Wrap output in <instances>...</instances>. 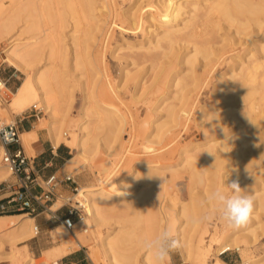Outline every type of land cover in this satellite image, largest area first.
I'll return each mask as SVG.
<instances>
[{
	"label": "rangeland",
	"instance_id": "374dc122",
	"mask_svg": "<svg viewBox=\"0 0 264 264\" xmlns=\"http://www.w3.org/2000/svg\"><path fill=\"white\" fill-rule=\"evenodd\" d=\"M17 1L19 5L9 10L6 15L13 20L14 29L6 30L5 32L10 34L0 36L4 38L0 39V79L8 88L3 92L0 91L2 94L0 111L3 112L1 108L8 109V103L13 96L12 92L17 91L18 86L30 77V68L34 66L41 68L45 73L44 76L51 79L61 100H65V105L61 109L64 111V106H67L64 111L67 115L63 124H58L61 131L60 145L67 147L70 151L69 158L77 162L76 168L66 164L63 172L58 174L59 177L70 175L74 182H66L57 187L52 201L53 205L56 204L52 210L60 208V211L65 214L68 209L74 207L78 212L73 215L75 223L66 236H63V231L67 230L66 225L49 213H42L39 216L28 215L31 218L35 217L33 225L39 226V233L27 240L14 239L11 242L15 244L11 247L6 244L0 245V264H26L30 259H34V263L39 264L43 258H47V264H62L61 260L65 257L60 259L62 254L57 248L65 240L73 241V245L69 248L71 253L65 259L75 257L79 264H92L89 255L95 253L100 264H112L103 252L99 234H105L112 224L118 227L128 225L120 223L125 216V207H122L120 202L114 203L118 204V207L108 208L103 215L104 223L102 226L97 225L82 195V189L86 186H101L118 200L141 191V194L137 193L135 200L139 201L138 206L143 212L152 198H155L158 204L162 202L173 211V216L183 206L188 207L194 220L206 221L211 230L217 228L219 239H222L224 233L243 230L252 225L256 238L254 247H247L245 240L241 239L239 243L231 245V252L219 258L227 264H243L250 258H262L264 256V211L255 217L257 209L254 205L257 203L256 197L264 192V125L261 130L259 129L260 131H254L250 127L244 128L242 125L234 124L232 137L220 141V143L228 141L230 146L228 157L221 160V168L216 166L218 161L210 158L202 159L200 167L191 170L189 166L184 167L183 156L193 154L192 148L195 143L200 144L204 141L201 128L209 118V111L219 107L222 94L227 89H231L232 70L237 68L240 59H244V55L250 50H254L260 60L263 59L255 44L264 38V15L253 14V18H251L252 15L247 16L248 20L243 15L238 16L240 22L242 19L245 23L244 25L241 22L242 26H239L237 21L229 26L230 24L216 13L210 16L212 15L215 21L218 18L222 20V22L218 20L221 26L209 16L207 19L210 21H207L206 17L202 18L199 25L202 26L201 28L204 27L201 33L205 31L206 35L201 34L199 37L201 39L197 38V41H209L206 44L213 45L210 47L215 52L213 56L215 54L216 56H212L213 59L210 57L211 61L207 63L209 71L205 76L201 74V80L195 83L193 77L187 73V66L184 63H179L169 74L160 71L164 68L168 71L172 62L169 45H166L168 40L162 37L174 21L180 28L184 21L182 25L179 22L189 17L185 13L176 18L179 22L175 20L179 2H190L189 5H184L180 9L184 13L193 9L191 2L200 1V6L204 7L213 0H95L96 9L99 2L104 4V12L95 10L93 19L85 16L78 0H71L76 8L74 15L65 13L63 6L57 0ZM252 2L264 5V0H252ZM26 5H31L30 11L27 9L28 6L25 8ZM200 12L203 14L205 10L201 9ZM215 15L218 18L214 17ZM31 25H35L32 31H30ZM205 26L209 28V30L206 28L208 31L205 30ZM201 28H197V31H201ZM184 31H181L183 35H185ZM47 33H52L53 37L57 36L59 39V44L52 47L56 55L51 56V44L44 41L38 45L41 48L37 47L40 54L37 61L28 63L30 64L28 71L16 68L17 71L5 61L6 50L11 39H19L18 49H20L29 43L32 44L34 40H29V37L36 34V37L42 39ZM178 33L176 35L180 39L183 38V36L180 37L182 33ZM8 35L10 38H7ZM157 38L164 41L157 43L155 42ZM181 41L182 39L174 44L178 55L185 50V44ZM156 43L159 48H155L158 47ZM220 47L223 49L221 53L217 51ZM179 59L181 60L180 57ZM172 74H178V78L181 79L179 88H183L180 91V100H176L180 113L177 123H173L166 114L167 107L173 102ZM162 78H165L164 82L161 81ZM96 81H100L103 88H97L94 98L116 111L115 116H109L116 119L117 123L110 124L114 126L113 128L107 125V122L105 124V121L103 122L105 126L93 123L92 126L97 124V128L94 129L91 126L87 147L96 145V152L93 151L92 155L81 159L76 155V149L73 147L82 135L79 126L83 121L88 120L82 117L85 91L81 83L87 82L88 86L91 84L94 86ZM235 96L237 97L233 101H238L241 93ZM36 103L40 108L39 113L31 111L32 104L20 114L11 110H8L7 115L0 113V126L23 118L29 122L32 130L45 120L48 122L49 116L40 102ZM235 103L238 112L245 109L242 103ZM48 125L49 123H46L38 132L48 135ZM185 150L189 152L184 153ZM25 151L29 157L36 155L34 145L33 149L25 148ZM136 164H141L150 171L156 169L154 165H159L160 170L165 173L167 185L160 182L151 185L134 183L127 187L120 185V177L131 176ZM8 178H10L9 171L0 178V182ZM233 180H238L244 194L254 198L252 219L250 218L249 223L238 230L228 227L219 218V213H214L212 206L206 204L210 192L216 188L227 191L226 186ZM223 181L225 183L221 185ZM207 217L212 218L207 219ZM138 225L137 232L140 233L143 231V221ZM178 225L174 228L177 238ZM209 240L210 235L205 238V242L208 244ZM236 246L240 247V251L235 248ZM217 248L215 245L214 250L211 251L209 259L211 264L218 258ZM93 264L96 263L93 261ZM168 264L189 263L184 261L180 249H177L170 253Z\"/></svg>",
	"mask_w": 264,
	"mask_h": 264
},
{
	"label": "bare ground",
	"instance_id": "6f19581e",
	"mask_svg": "<svg viewBox=\"0 0 264 264\" xmlns=\"http://www.w3.org/2000/svg\"><path fill=\"white\" fill-rule=\"evenodd\" d=\"M57 1L60 5L63 6L65 13L69 12L72 15L75 14L76 8L71 0ZM78 2L80 5V9L84 12L87 18L93 19V13L95 12V10H98L100 13L104 12V4L101 2L98 3L97 9L95 8V0H78ZM199 2H191L193 9L184 13H182L180 9L183 8L184 5H189L188 3L190 2L183 1L178 3L175 20L179 15L183 16V14L185 13L188 14L189 17L187 16L188 18L181 20V22H179V19L176 20L181 25L182 21H184L182 27L179 28V24H176L174 21V23L169 26L170 29H166V31L164 32L165 36L163 35L162 38H166L168 40L167 41L165 39L167 41L166 45H169L168 49L171 51L172 60L170 61L172 62L171 66L168 68V71L165 70V68L163 70H160L169 74L172 70H174V68L178 66L179 63H184L187 66V73L193 77L195 83L201 80V74L202 76H205L206 72L209 71L207 68V63L211 61L210 57H212L215 53L214 50H212L213 48L211 49L210 47H213V45L209 43V45L206 44L209 41H197V38L199 40L201 39L199 38L201 34L203 35L206 33L205 31L204 33H201L204 27L201 28L202 26L199 25V22L201 23L202 18L206 17L205 19H207L208 16L212 18V15L216 13L219 15V17L223 18L227 23H229V26L233 25V23H235L236 21L240 26L243 21L241 19V23L238 16L243 15L248 20L249 18L247 16L252 15L251 18H253V14L264 15V5H258L256 3L255 5L252 0V3L250 2V0H213L211 3L206 4L204 7L202 6L203 8L200 6ZM17 5H19L17 0H0V36L7 34L8 32H5L6 30L11 31L14 29L13 20L9 19L6 15L9 10L15 8ZM30 6L31 5H26L25 8L27 7V9L30 11L32 8ZM201 9L205 10L203 14H201L202 12H200ZM210 14L212 15L210 16ZM214 17L218 18V16L216 15ZM208 19L207 21H210ZM213 20L215 21V18ZM218 20H216L215 22L219 25L222 20H219L220 22H218ZM243 24L245 25V23ZM30 27H32L30 28V31H32L35 25H31ZM199 27L201 28V31H197V28ZM206 28L208 27L205 26V30ZM183 30H185V35H183V33L181 32ZM177 33H182L180 34V37L183 36V38L181 39L185 44V50H183L179 55L177 54V50H175L176 46L174 45L178 43V40H181L179 36L176 35ZM8 34H10V32ZM35 35L29 37V40H34L32 41V44L29 43V45H25L26 47H21L20 49H18V42H20L18 41L19 39H11L6 50L7 58L5 59V61L19 70L28 71V69L30 68V64L37 61L40 55L37 49L41 47H38V45L44 41L48 42L49 45L51 44V56L56 55L52 47L57 43L59 44V39L57 36L53 37L52 33H47L41 39L40 37H36L37 35ZM174 35L177 37H175ZM8 37L9 35L7 36V38ZM203 38L202 40H204ZM0 39L2 40L4 38L0 37ZM156 40L155 42L162 43L161 41L163 39L161 40L157 38ZM255 45L258 47V53L262 56L261 59H263L260 60L257 55H255L254 50H250L247 54L244 55V59H240V63L237 68L235 70H232V84L230 82L231 89H227L222 94V101L219 104V107L209 111V118L206 119V121L204 122V126L201 128L204 141H202L200 144H198L199 142L197 144L195 143L192 148V151L194 152L193 154H186L183 156L184 167L189 166L191 170H196L198 167H200L201 161L213 158L214 161H218V164L216 166L221 168V160L228 157L230 146L228 141H225L223 143H220V141L228 137H232L231 135H233L234 124L242 125L244 128L250 127V129L252 128V130L254 129V131L262 129L261 127L262 125H264V38L258 40L257 44ZM180 47L182 48V46ZM180 47L179 49H181ZM155 48H159V46ZM148 49L150 48L148 47ZM217 51L221 53L223 49L220 47L217 49ZM178 56L181 58V60ZM213 57L211 59H213ZM77 64L79 63L77 62ZM200 67L201 69H199ZM30 71V77L19 86L17 91L12 92L13 96L8 103V109L1 108L3 112L0 111V113H4L7 115L9 113L8 110H11L20 114L28 109L31 104L33 106L37 104L36 102H40L46 114L49 116L48 122H45L47 121L45 120L39 126H36V129L34 131L22 134V137L25 143L32 139L38 138V130L44 127L46 123H49L48 128L50 136L55 141V144H57L59 143V141H61V131L59 125L63 124L65 116L67 115V113L64 112L67 109V106H64V111L61 109V107L65 105V100H61L60 95H58V92L50 81L51 79L44 76L45 73H43V70H41V68H37L34 66L33 68H30ZM172 75V88L174 90L171 91V94L173 102L169 105V107H167L166 114L171 118V121L173 123H177L179 121L180 113L178 112V104L176 103V100H180V91L183 90V88H179V82H181V79L178 78V74ZM164 79L165 78H162L161 81H163ZM81 84L85 91V103H83L84 105L82 108V117L88 118V120L83 121L79 126V130L82 135L81 137H79L77 144H75V146L73 147L76 149V155L81 159H85L86 156L92 155L94 152H96V145H92L94 149L91 148L92 146L89 148L87 147L88 140L90 139H88V137L91 134L92 124L100 123V125L102 124L101 126H105L107 122V125H114V123H117V121L112 116H109H115L116 111L109 109L108 107L98 102L99 100H95L94 98V94L97 92V88H103V84H101L100 81H96L94 83V86H92V84L88 86L87 82H83ZM5 89L8 88L0 79V91L3 92V90ZM193 93L192 96H194ZM239 93H241L240 98H238L239 100L233 101L235 97H237L235 95H239ZM0 96L2 97L1 93ZM235 102L242 103L243 108L245 109L241 112H238V107L234 105ZM96 126L97 124H95V126L93 125L92 128L96 129ZM111 127L113 128L114 126ZM3 152L4 149L0 147V162L2 157L1 154ZM187 152L189 151L185 150L184 153ZM76 163V161H73V159H71L70 161H68L67 166L69 164L71 168H76ZM154 167L156 169L150 171L145 166L136 164L132 169L133 174L131 176L120 177L119 184L124 187L133 185L134 183H145L151 185L153 183L160 182L163 185H167L165 180V173L160 170L159 165H154ZM8 171L9 170L3 164H0V178H2L5 173H8ZM199 178L201 179L200 176ZM224 183L225 182L223 181L221 185H224ZM137 193L141 194V191H137L130 197L118 200L113 194L108 193L101 186H86L82 189V195L85 200V204L89 208L92 217L94 218L97 225L102 226V224L104 223L103 215L104 213H106L108 208L118 207V204L114 203L120 202L123 205L122 207H125V216L122 218L120 223L121 225H128H124V227H118L114 226L115 224H112L111 226H109L108 231L105 234H99L100 244L103 252L106 254V256L109 257L112 264H154L152 256L144 251L145 249L143 247V242L146 239L154 237L169 225L175 228L178 223V239L182 242V246L179 249L183 255L184 261L189 264H211L209 261L210 254L211 251L214 250L215 245H217L218 247L216 250V256L218 258H216V261L212 264H227L224 260L219 258V254L225 249H232L231 245L239 243L241 239L245 240L247 247H254L256 238L255 230L252 228V225L243 230L224 233L222 239H219L217 236L218 231L216 227L211 230L208 223L201 219L198 220L199 222L197 223L192 222L194 219L191 217L192 212L188 207L183 206L181 210L175 213V216H173V211L168 209V207H166L162 202L158 204L155 198H152L151 202L143 212L140 206H138L139 201L135 200ZM153 196H155V194ZM110 199L111 201H109ZM256 202L257 203L254 205L255 209H257V211H255V217H257V214L264 211V192L262 195H258L256 197ZM142 221L144 223L143 231L138 233V224ZM33 223L34 219L28 216V214H1L0 245L6 244L7 246L11 247L15 244L11 242L14 241V239H17V241L29 239L36 233L35 225H33ZM73 226L74 222H72V227ZM65 227L67 228V230L63 231V236L68 235L70 233V230L72 229L67 225ZM74 235L76 236V234ZM209 235L210 240L207 244L205 242V238ZM72 245V240H65L58 246L57 249L59 253L62 254V256H65L70 252L69 248ZM235 248L240 251V247L236 246ZM143 251L144 254L141 255V252ZM89 257L92 262L94 261L96 264H100L97 254L91 253ZM34 262V259H30L26 264H35ZM39 264H47V258H43V260H40ZM243 264H264V256L262 258H250L249 261H246Z\"/></svg>",
	"mask_w": 264,
	"mask_h": 264
},
{
	"label": "built area",
	"instance_id": "2783aa9c",
	"mask_svg": "<svg viewBox=\"0 0 264 264\" xmlns=\"http://www.w3.org/2000/svg\"><path fill=\"white\" fill-rule=\"evenodd\" d=\"M31 111L40 112L37 104ZM20 121L16 120L0 127V145L4 149L1 162L9 170L10 178L0 182V215L1 214H28L38 215L49 213L53 218H58L57 211L52 210L55 191L61 183L74 182L72 176L67 175L59 179L56 174L46 179H40L31 168V159L25 151L19 130ZM36 188L40 189L37 191ZM51 203V204H50ZM77 209H68L69 216L61 221L72 228V216ZM36 234L39 226H35ZM232 249H225L219 256L224 257Z\"/></svg>",
	"mask_w": 264,
	"mask_h": 264
},
{
	"label": "clouds",
	"instance_id": "9594fccd",
	"mask_svg": "<svg viewBox=\"0 0 264 264\" xmlns=\"http://www.w3.org/2000/svg\"><path fill=\"white\" fill-rule=\"evenodd\" d=\"M226 188L227 191L216 188L210 192L206 204L212 206L214 213H219V218L228 227L238 230L249 223L253 212L254 198L244 194L238 180H233ZM211 218L207 217V219ZM192 222L197 223L199 221L193 220ZM181 246L182 242L176 237L175 230L171 225L143 242V247L152 256L154 264H168L170 253Z\"/></svg>",
	"mask_w": 264,
	"mask_h": 264
},
{
	"label": "crops",
	"instance_id": "0c3cea01",
	"mask_svg": "<svg viewBox=\"0 0 264 264\" xmlns=\"http://www.w3.org/2000/svg\"><path fill=\"white\" fill-rule=\"evenodd\" d=\"M9 65L12 66L11 64H9ZM12 67L14 69H16V67H14V66H12ZM18 121H20L19 122L20 123L19 124V130H20L21 140L23 142L24 148L33 149V145H34V148L36 149V155H35V157H33V159H31V168L34 171V174L37 175L41 180L46 179L50 175H53V174H56V176L61 180L64 179L67 175L65 177L64 176L59 177L58 174L63 172V167L68 163V161H70L72 159V158H69V155H70L69 149L65 146L60 145V141H59V143L55 144V141L51 138L49 133H48V135H46L40 131L38 132V138L32 139V140L25 143V141L22 137V134L32 132L36 128L31 130V125L29 124L28 121L24 120L23 118L19 119ZM63 183H61L60 185H62ZM36 190L40 191V189H38V188H36ZM56 211H57V216H58L57 219L60 221L63 218H66L69 216L68 212L64 214L63 211H60V208H58ZM40 214H42V213H39L36 216H39ZM72 219H73V216H72ZM70 253H71V251L67 255L62 256L60 259H62L64 257L68 258L66 256H68ZM65 258L63 260H61L62 264H79V261L75 257H71L69 259H65ZM91 262H92V260H91ZM92 264H93V262H92Z\"/></svg>",
	"mask_w": 264,
	"mask_h": 264
}]
</instances>
